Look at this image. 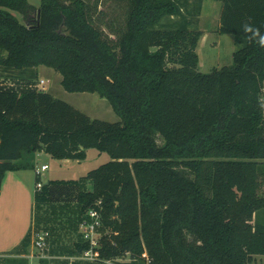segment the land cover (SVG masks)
<instances>
[{"label": "trees", "instance_id": "trees-1", "mask_svg": "<svg viewBox=\"0 0 264 264\" xmlns=\"http://www.w3.org/2000/svg\"><path fill=\"white\" fill-rule=\"evenodd\" d=\"M214 1L218 31L238 48L232 65L204 73L203 32L190 26L203 0H120L124 13L115 5L111 15L104 0H0L3 71L36 78L39 66L52 68L66 91L97 93L120 118H92L32 82L0 81V191L5 173L31 168L36 152L111 157L88 173L92 189L37 190L36 230H47L39 212L56 201L54 236L77 235L86 212H100L105 261L250 264L264 255V48L241 30L250 21L264 34V0ZM87 247L80 238L75 253Z\"/></svg>", "mask_w": 264, "mask_h": 264}, {"label": "rangeland", "instance_id": "rangeland-1", "mask_svg": "<svg viewBox=\"0 0 264 264\" xmlns=\"http://www.w3.org/2000/svg\"><path fill=\"white\" fill-rule=\"evenodd\" d=\"M32 4L39 6L41 3V0H29ZM108 3V6L106 8V11L109 13V15L113 14V7L116 5L122 12L124 13V8L119 4L120 0H104ZM207 1V0H203ZM218 5H220V11L221 12V3L217 2ZM198 5H191L186 7L188 11H194ZM203 7V5H202ZM212 10L210 12V16H212V19H195L191 18V21L193 22L190 24L192 29L195 30H201L202 32H205L203 35L200 44L197 46V53L199 55L200 63H199V70L204 73L211 72L214 68H220L222 66H229L233 64V53L238 48L235 37L232 34H221L218 31L219 25H220V19H216V9L211 8ZM175 20L180 21L181 19H170V21L174 22ZM164 23L169 22L168 19L163 20ZM178 23V22H177ZM38 77H30L29 72H25L22 74H19L18 71L16 72H5L0 68V81H4L8 84H5L6 86H10L13 83H19L21 85L25 84L26 82H32L33 85H37L38 89H42L44 92H49L53 96L71 104L75 108L79 109L80 111L88 114L92 118H98L104 121L108 122H116L119 121V116L113 111L112 107L110 106L109 102L101 97L97 93H89V92H76L71 93L64 89V87L61 84L62 81V75L55 71L52 68L43 66L42 69L37 70ZM40 79H44L45 83L40 84ZM39 85V86H38ZM111 157L106 152H100L96 148H90L87 150V156L83 160H71L68 162H60L58 159L53 158L52 156H49L48 154L43 153L42 156L38 158L39 161V167L42 166V164L46 163L48 165V169L42 171V174L37 179V181H40L44 186L52 183H72L76 184L79 187L82 184H85L84 186L87 189H92L93 183L88 180L87 176L88 173L98 168L99 166L105 164L106 162L110 161ZM35 182V189H36ZM261 194H264V188L260 192ZM60 203V202H59ZM55 201L54 205L55 207L45 206L42 210H40L39 214L41 216L48 215L50 217V225L46 226L48 227L47 230L49 231L52 229L51 225H57L59 222L58 220H55L53 217V209H56V214L62 215L57 208V205H59ZM47 209V210H46ZM45 227V226H44ZM45 229V228H44ZM41 230V229H40ZM39 230H34V235L31 236V246L34 249V253L36 255H44L47 250L40 251L36 245H35V233ZM54 232V230H52ZM49 231L50 234L52 232ZM80 229H78V239L82 238V235L80 234ZM55 234H57L55 232ZM99 236H101V231L99 229ZM56 236L50 235L49 238V248L51 245V241H54V238ZM63 237V236H62ZM64 238L66 240H64ZM69 236L66 237L64 235L63 241H70ZM71 239V238H70ZM72 240V239H71ZM63 250V249H62ZM65 253L67 251H64ZM72 257V256H71ZM83 259L74 258L70 259V262H78L82 261ZM127 260V257L123 259L118 260H110L106 261L108 264H121L122 261ZM100 261H105L100 259ZM92 262V261H90ZM105 263V264H107ZM4 264H19V263H12L11 261L6 260ZM30 264H41L40 260L32 259L30 261ZM250 264H264V255H256L254 257L253 262Z\"/></svg>", "mask_w": 264, "mask_h": 264}, {"label": "crops", "instance_id": "crops-1", "mask_svg": "<svg viewBox=\"0 0 264 264\" xmlns=\"http://www.w3.org/2000/svg\"><path fill=\"white\" fill-rule=\"evenodd\" d=\"M217 2L214 0L204 1L198 18L212 19V16H210L212 10L210 9L215 8L216 19H219L220 5ZM204 34L205 32L200 37L198 44H200ZM42 68L43 66H39L36 71ZM43 153L48 154L44 151L35 153L31 160V168L7 171L3 178L0 191V264H4L6 260L12 263L30 264V261L36 258L40 260V263L45 261V264L107 263L106 261L90 262L86 260L70 262V258L81 255V253H75L77 251L76 244L80 240L78 239V233L77 235H69V242L62 240L64 235L62 237V235L57 234L44 255L41 256L34 253V249L31 246V236L34 235L37 212L35 182L39 178L35 170L40 168L38 158ZM48 155L51 156L50 154ZM58 161L68 162L71 159ZM42 165L47 164L43 163ZM64 240L66 239L64 238ZM64 251L67 252L65 253Z\"/></svg>", "mask_w": 264, "mask_h": 264}, {"label": "built area", "instance_id": "built-area-1", "mask_svg": "<svg viewBox=\"0 0 264 264\" xmlns=\"http://www.w3.org/2000/svg\"><path fill=\"white\" fill-rule=\"evenodd\" d=\"M45 80L40 79V84H44ZM39 86V85H38ZM48 165H42L40 168L36 169L35 172L38 177L42 174V171L46 170ZM43 184L37 181L36 189L41 190ZM101 226V215L100 212L95 209H89L85 218L80 222L79 229L82 235V240L88 244V247L83 250L81 255L78 257L70 258L71 261L74 258L83 259L86 261H100V241H99V228ZM49 238L50 232L48 230H40L35 233V245L40 251H45L49 249Z\"/></svg>", "mask_w": 264, "mask_h": 264}, {"label": "clouds", "instance_id": "clouds-1", "mask_svg": "<svg viewBox=\"0 0 264 264\" xmlns=\"http://www.w3.org/2000/svg\"><path fill=\"white\" fill-rule=\"evenodd\" d=\"M241 30L248 34V38L250 41H254L260 47L264 48V34H261L260 29L256 27L250 21H246L242 23Z\"/></svg>", "mask_w": 264, "mask_h": 264}]
</instances>
